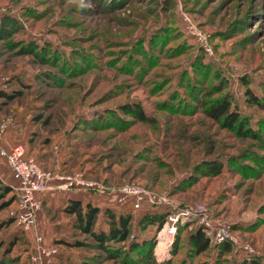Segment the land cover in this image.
<instances>
[{"label": "rangeland", "instance_id": "374dc122", "mask_svg": "<svg viewBox=\"0 0 264 264\" xmlns=\"http://www.w3.org/2000/svg\"><path fill=\"white\" fill-rule=\"evenodd\" d=\"M1 17L12 22L0 33V92L14 93L0 98L2 147L21 145L44 171L98 183L93 202L131 215L128 242L150 241L156 264H264V110L244 95L264 97V0H0ZM29 43L43 48L41 58L20 53ZM218 87L257 140L236 138L199 113L205 92ZM125 103L139 104L151 124L123 115ZM112 112L122 122L110 124ZM203 159L220 161L221 174L194 176ZM124 186L168 204L134 211L130 199L119 200ZM15 193L0 178V205L7 204L0 264H28L34 234L54 249L53 264H122L78 234L56 200L42 206L33 230L19 229ZM184 207L200 211L179 219L171 239L159 234L166 223L136 225L144 214L165 218ZM199 217L228 227V256L216 255L212 234L207 252L188 254L186 237L200 228ZM75 239L84 244L71 247Z\"/></svg>", "mask_w": 264, "mask_h": 264}, {"label": "trees", "instance_id": "16d2710c", "mask_svg": "<svg viewBox=\"0 0 264 264\" xmlns=\"http://www.w3.org/2000/svg\"><path fill=\"white\" fill-rule=\"evenodd\" d=\"M7 22L10 23L12 21L1 17L0 33L5 34L4 27L8 24ZM19 50L21 54H30L37 59H39L40 55L44 52L43 48L37 49L36 45L32 43L23 47L21 46ZM221 90L222 89L218 87L205 92L203 100H200L197 104L199 113L219 130L230 132L236 138H250L257 140L258 134L251 132L247 125L246 118L231 107L229 98L224 94H221ZM219 93L220 95H218ZM13 94L6 95L0 92V98L12 100L14 97ZM244 95L248 105L264 110V97L257 98L253 96L248 89H245ZM120 110L123 115L129 117L133 122L149 124L152 122V119L146 116L141 106L137 103H125L120 106ZM108 119L112 125L116 124V122H122L114 112H112V116H109ZM230 160L231 158H229L228 162H230ZM41 169L44 170L43 167ZM222 170L223 165L220 161L216 159H203L193 168V175L211 179L220 175ZM1 188L5 195L11 192L10 186L4 185ZM13 201L14 198L9 197L7 202L11 203ZM16 202L17 195L15 206ZM6 206V202L0 205V210ZM60 212L72 217L73 226L77 233L87 237L88 240H91L94 248L101 252L102 255L106 256L107 259L112 261L120 259L122 264H156L151 256L152 244L150 241L128 242L132 230L131 215L124 212L114 213V211H111L108 208L100 210L98 207L92 206L90 203H82L78 200H66L64 207ZM164 221L165 218H163L161 214H144L137 219L136 225L142 229L148 225H156L158 228L162 226ZM5 223L10 224L11 219ZM99 223L100 226L98 225ZM102 225L106 226V229H104ZM184 230L185 226L177 228V237H180V232ZM82 244L84 243L75 239L73 240L71 247H81ZM114 245L127 246L120 249L119 247L115 248ZM175 247L176 245L173 247L174 254L176 253ZM214 248L216 255L220 258L228 256L231 252L230 245L227 242L216 244ZM186 249L188 254L192 257L199 256L210 249L209 240L200 228H195L187 234ZM243 264L258 263L256 260H251L250 262Z\"/></svg>", "mask_w": 264, "mask_h": 264}, {"label": "built area", "instance_id": "2783aa9c", "mask_svg": "<svg viewBox=\"0 0 264 264\" xmlns=\"http://www.w3.org/2000/svg\"><path fill=\"white\" fill-rule=\"evenodd\" d=\"M197 40L206 52L208 48L204 44V39L198 33ZM4 125H0V140L4 132ZM0 160L4 163L10 175V181L17 195V202L14 211V222L19 229L23 231L33 230L36 221L40 215L42 207V197L49 190L57 191H77L88 196L99 197L101 186L91 180L83 178L80 174L64 175L59 172L44 171L31 158L27 157L24 148L21 145H12L11 147H2L0 145ZM131 200V207L134 211L141 210L142 205L164 206L168 204L165 196H154L144 192L137 186H124L120 190L119 200ZM200 209L196 207H184L173 215L165 217L168 221L164 231L160 229L159 234L162 239H171L175 233V225L179 219L194 217ZM165 219V220H166ZM163 223V224H164ZM199 225L204 235H213L215 243H221L225 240H233L229 237L228 227L216 225L211 227L209 221L199 217ZM33 251L28 257V264H53L54 249L44 243L42 237L38 234L33 235ZM246 252L248 251L245 247ZM248 261L247 255L244 256Z\"/></svg>", "mask_w": 264, "mask_h": 264}, {"label": "crops", "instance_id": "0c3cea01", "mask_svg": "<svg viewBox=\"0 0 264 264\" xmlns=\"http://www.w3.org/2000/svg\"><path fill=\"white\" fill-rule=\"evenodd\" d=\"M0 178L1 179L2 178H7V179L9 178L10 179V175L8 173V170L6 169L2 160H0ZM5 181H6V179H5ZM6 183H9V180L6 181ZM49 200H50V204L48 202ZM55 200L59 203L58 206H60L59 207L60 210L63 209L64 203L66 202V200H78V201H81L82 203H90L92 206L98 207L97 203L93 202L94 200H93L92 196H88V195L86 196V194H82L79 192H77V193L72 192V191L62 192V191H57V190H49L43 195L42 206L44 205L45 207H48V206L52 205V203H54ZM101 204H103V203H101ZM98 208L100 209V207H98ZM104 208H107L106 205H104ZM42 239H43L44 243L47 244L43 237H42ZM47 245L49 246V244H47Z\"/></svg>", "mask_w": 264, "mask_h": 264}]
</instances>
